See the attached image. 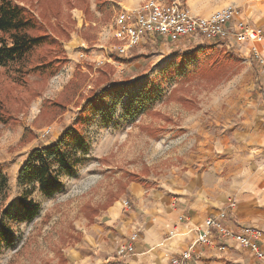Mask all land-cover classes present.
I'll return each mask as SVG.
<instances>
[{
  "label": "rangeland",
  "instance_id": "rangeland-1",
  "mask_svg": "<svg viewBox=\"0 0 264 264\" xmlns=\"http://www.w3.org/2000/svg\"><path fill=\"white\" fill-rule=\"evenodd\" d=\"M25 1L39 5V9L43 5L40 1ZM49 1L45 0L44 5ZM59 1L62 8L53 21L60 34L53 30L62 38L68 61L55 75L44 79L32 75V82L42 81L36 84L35 90L24 92L22 108L15 111L16 122L0 125V169L9 178L6 203L11 207L9 219H14L18 198L27 189L19 174L31 148L58 137L75 111L72 102L63 116L49 123V119L40 114L45 99L69 98L76 88H79L77 97H86L101 76L103 78L96 68L105 62L111 65L106 67L108 77L124 83V89H128L122 102H128L150 77L159 76L174 57L184 53L196 56L188 64L192 76L180 82L172 79L164 83V96L154 105L153 113L137 115L133 121L124 115L122 103L111 123L102 124L97 119L87 126L89 144L84 159L72 175L63 177V185L51 195L35 184L29 196L39 203L40 210L33 219L12 220L15 240L9 245L0 239V264L55 263L61 252L68 257V264H76L74 253L83 233L81 228L86 229L92 218L112 201L124 200L130 181L157 185L174 166L184 164L182 170H186L191 162L200 158V138L210 130L208 125L215 115L221 114V120L239 121L245 112L252 115V110L247 108L264 109V67L248 44L241 45L240 52L233 54L234 62L219 59L222 64L216 73L203 70L206 58L217 52L223 55L229 49L210 40L183 46L160 35L159 40L156 35H148L124 54L127 62H118L110 57L113 46L122 43L115 36L117 15L122 9H138L144 0H108L109 8L104 11H99L95 0H90L89 14H85L83 8L69 7L64 0ZM253 1L190 0V3L211 12L227 5L245 6L246 2ZM262 53L264 55L263 50ZM78 67L81 73L75 74ZM4 86L0 81V92ZM161 126L166 128L156 130ZM28 128H32L36 136L25 134ZM129 203L126 205L130 207Z\"/></svg>",
  "mask_w": 264,
  "mask_h": 264
},
{
  "label": "crops",
  "instance_id": "crops-1",
  "mask_svg": "<svg viewBox=\"0 0 264 264\" xmlns=\"http://www.w3.org/2000/svg\"><path fill=\"white\" fill-rule=\"evenodd\" d=\"M187 1L194 14L216 10ZM239 16L264 29V0L239 6ZM259 46L264 51V42ZM247 110L252 115L245 112L239 121L212 117L210 130L200 138V158L186 170L184 164L174 166L157 185L130 181L124 200L112 201L91 223L87 219L74 253L76 264H173L175 257L181 264H264L249 247L230 238L218 236L212 245L197 242L205 220L227 210L224 224L235 232L242 224L260 228L257 241L264 248V109ZM231 200L234 208L228 206ZM134 232L139 233L134 249L119 254ZM220 243L228 247L219 250ZM185 250L190 258L182 257Z\"/></svg>",
  "mask_w": 264,
  "mask_h": 264
},
{
  "label": "trees",
  "instance_id": "trees-1",
  "mask_svg": "<svg viewBox=\"0 0 264 264\" xmlns=\"http://www.w3.org/2000/svg\"><path fill=\"white\" fill-rule=\"evenodd\" d=\"M32 1L35 3L40 1L43 5L39 9V5L25 0H0V67L2 68L0 81L5 83L3 92H0V125L15 123V111L22 108L24 92L35 90L36 84L41 82V79L55 75L68 61L62 38L53 30L55 28L58 31V27H54L53 19L60 14L62 8L60 1L50 0L45 5V0ZM78 1L64 0V3L66 2L69 7L83 8L85 14L91 13L90 0ZM107 2L108 0H95L96 8L99 11L108 9ZM57 24L60 25L59 21ZM156 37L158 40L161 39L159 35ZM110 52V57L115 61L127 62L128 58L124 57L123 53L115 49ZM236 53H238L236 50L229 49L223 55L218 52L209 55L203 70L219 72V65L222 64L219 59L222 58L228 63L234 62L233 54ZM195 57L188 53L174 57L162 69L159 76L150 77L128 102H122L125 93H128V89H124V83L108 77L106 67L111 66L108 62L96 68L103 78L101 76L102 79L100 78L86 97H77L79 88H76L69 98L45 99L40 114L48 118L49 123L63 116L72 102L76 106L75 111L58 137L31 148L19 174L20 180L27 189L24 190V195L18 198L19 206L13 216L14 219L8 218L12 213L11 207L6 204L9 197V178L0 169V239L9 245L12 244L16 232L12 220L33 219L40 210L39 203L29 196L36 183L41 191L51 195L63 185L64 176L75 172L88 149L87 126L97 119L102 124L111 123L122 103L124 115L133 121L137 115L155 112L154 105L164 96V83L172 79L177 82L189 79L192 72L188 71V64ZM79 69V67L76 69L75 74L81 73ZM32 75L41 78L40 81L37 79L32 82ZM73 84L75 83L72 80L71 85ZM165 128L161 126L156 130ZM29 133L36 136L32 128H28L25 132V134ZM49 264H68V257L61 252L59 260Z\"/></svg>",
  "mask_w": 264,
  "mask_h": 264
},
{
  "label": "built area",
  "instance_id": "built-area-1",
  "mask_svg": "<svg viewBox=\"0 0 264 264\" xmlns=\"http://www.w3.org/2000/svg\"><path fill=\"white\" fill-rule=\"evenodd\" d=\"M115 36L122 43L113 46L125 54L133 47L138 46L142 38L148 35H160L180 45L200 40H210L240 52V46L248 44L254 57L264 67V55L259 46L264 41V29L254 26L239 16V7L227 5L218 8L209 15H197L191 11L187 0H144V3L135 10L122 9L116 18ZM129 205V201H125ZM230 208L236 206L231 200ZM227 210L220 212V217H208L205 220L204 231L198 237L199 245H212L216 237L230 238L238 244L249 247L257 257L264 259V248L257 241L262 236V230L250 224L240 225L238 232L224 224L223 219ZM174 230L169 235L172 236ZM139 233L134 232L131 243L121 246L119 254H125L134 249V241ZM227 244L220 243L219 250H225ZM182 257L190 258V250L182 252ZM173 264H181L179 257L173 258Z\"/></svg>",
  "mask_w": 264,
  "mask_h": 264
},
{
  "label": "bare ground",
  "instance_id": "bare-ground-1",
  "mask_svg": "<svg viewBox=\"0 0 264 264\" xmlns=\"http://www.w3.org/2000/svg\"><path fill=\"white\" fill-rule=\"evenodd\" d=\"M263 42H264V41H263ZM263 42H262V43H263ZM260 44H261V43H260ZM260 44H259V45H260Z\"/></svg>",
  "mask_w": 264,
  "mask_h": 264
}]
</instances>
